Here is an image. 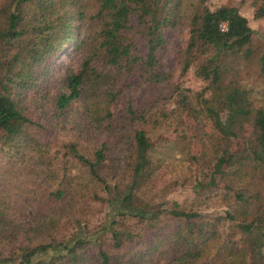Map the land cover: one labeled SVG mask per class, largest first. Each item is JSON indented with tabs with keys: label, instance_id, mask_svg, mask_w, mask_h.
Returning <instances> with one entry per match:
<instances>
[{
	"label": "trees",
	"instance_id": "trees-1",
	"mask_svg": "<svg viewBox=\"0 0 264 264\" xmlns=\"http://www.w3.org/2000/svg\"><path fill=\"white\" fill-rule=\"evenodd\" d=\"M206 1L0 0V178L19 170L40 191L23 224L0 195V264H264V91L240 77L250 60L264 75V50L253 56L235 7ZM180 21L181 71L195 64L205 85L186 108L198 149L184 136L170 158L148 133L179 119L163 108L179 87L157 91L166 74L154 68L162 30ZM66 46L81 59L40 121L30 105L40 107L51 54ZM135 69L145 97L113 116L114 85ZM232 140L241 147L230 153ZM176 185L193 193L188 203L164 197ZM211 201L223 210L201 209ZM94 204L106 211L91 227Z\"/></svg>",
	"mask_w": 264,
	"mask_h": 264
},
{
	"label": "rangeland",
	"instance_id": "rangeland-1",
	"mask_svg": "<svg viewBox=\"0 0 264 264\" xmlns=\"http://www.w3.org/2000/svg\"><path fill=\"white\" fill-rule=\"evenodd\" d=\"M206 4L210 8L220 5L235 7L238 12L246 18L247 24L252 31L251 47L253 50V56L259 55L261 51L264 50V2L259 6L257 3L252 2V0H207ZM259 8L262 9L261 15H258ZM187 34V25L184 21H180L173 27L164 28L162 30L164 41L162 46L156 52L158 62L154 71L156 73L166 74V79L158 85L157 91L163 92L168 96L174 86L179 87V92L174 93V95L171 98H168L163 105V108L170 115L172 113L175 116H179V119L167 130L155 129L150 131L148 133V139L153 145L163 146L157 148L159 149L158 152L168 153L171 155L170 158H179V155H177V149L179 148V142L181 141L179 139L184 136H192V151L198 149V145L194 141L196 139L193 137L192 132V118L191 115L186 112V108L188 106V98L193 101L194 94L200 91L205 83L195 74V64H192L184 72L181 71V62L179 58ZM137 51L139 54L144 55L145 48L142 41H139ZM80 59V53L67 46L61 50L52 52L49 73L39 86V92L43 93L44 99L40 103V107L32 109L33 106L30 105V110H34L35 113L39 114L38 120L45 122L46 118L49 117L52 112V100L63 90V75L67 70L75 69ZM241 71L242 73L240 77L244 83L257 84L259 92L262 93L264 91V75L256 72V68L253 66V60L246 62L241 68ZM146 90L147 87L145 83L141 82L138 70L135 69L134 72L129 74L122 73L114 85V92L116 93L115 98L108 105L112 115L116 116L123 112L127 106H136L142 102ZM35 98L37 99L38 95H36ZM262 98V96L258 97V99ZM74 105L80 106V102L76 101ZM71 114L72 117L69 122L66 121L67 127L79 120V112L76 108L71 110ZM58 136L60 135H55V140H59L60 137ZM240 147V142L232 140L229 143L228 150L232 153L239 150ZM181 170L182 172L184 171L183 167ZM208 172L209 171H207V174ZM168 177L169 175H165L163 179ZM23 179H25V181ZM177 182L180 183V179H178ZM207 182L208 181H206V183ZM39 194L40 191L37 183L30 181L28 177L22 174L19 170H15L13 176L7 175L0 178V195L3 196L7 203L9 219L15 224H23L28 220L31 216L33 206L37 204V196H39ZM163 195L167 200H175L180 204L188 203L193 197L192 192L180 185L170 188ZM201 209L208 212H221L223 207H221L220 204L211 201L210 203H207L205 207L202 206ZM105 211L106 207L94 204L91 209V214L89 215V224L91 227L97 226L104 219L103 214ZM162 221L165 222L164 224L166 226L170 224L166 218H163ZM125 225H127V228L131 232H138L141 230L140 225L136 224L133 219L125 221ZM262 252L264 254V248L262 249Z\"/></svg>",
	"mask_w": 264,
	"mask_h": 264
},
{
	"label": "built area",
	"instance_id": "built-area-1",
	"mask_svg": "<svg viewBox=\"0 0 264 264\" xmlns=\"http://www.w3.org/2000/svg\"><path fill=\"white\" fill-rule=\"evenodd\" d=\"M222 26H223V25H222ZM222 28H224V26H223Z\"/></svg>",
	"mask_w": 264,
	"mask_h": 264
}]
</instances>
